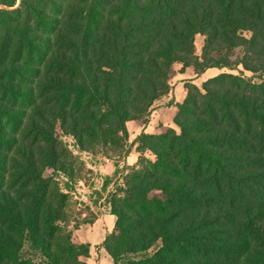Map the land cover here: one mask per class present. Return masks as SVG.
Instances as JSON below:
<instances>
[{"label": "trees", "instance_id": "obj_1", "mask_svg": "<svg viewBox=\"0 0 264 264\" xmlns=\"http://www.w3.org/2000/svg\"><path fill=\"white\" fill-rule=\"evenodd\" d=\"M18 1L0 0V146L16 145L0 148V264H84L60 135L123 157L127 123L147 124L178 66L261 81L186 86L178 130L137 139L103 247L114 264H264V0Z\"/></svg>", "mask_w": 264, "mask_h": 264}, {"label": "crops", "instance_id": "obj_2", "mask_svg": "<svg viewBox=\"0 0 264 264\" xmlns=\"http://www.w3.org/2000/svg\"><path fill=\"white\" fill-rule=\"evenodd\" d=\"M180 69L181 67L179 66L178 70ZM223 70L224 69L211 68L200 75L196 74L193 68H186L183 72H178L170 82V93L154 103L147 124L141 125L135 121L127 123V144L130 146V149L121 159H110L103 154L92 155L86 152L81 153L84 157L88 156L86 158V165L89 167V171L93 174L95 173L96 176H100V192H110L113 190L112 186H107V181H112V184L118 181V184L122 188L124 177L131 170L137 168L140 157V154L137 152V139L142 134L157 135L161 132L162 128L178 130L174 124V118L178 111L177 106L183 104L186 100V84L194 83L198 85L197 82L208 73ZM190 75H192V77ZM217 76L215 74L207 79L209 80ZM190 79L193 80L191 81ZM147 156L150 157L149 154H147ZM78 182L82 183L83 181L79 180ZM102 210L103 212L100 215L95 214L96 218L92 223H87L82 226V229L77 230L80 236L78 243H88L91 245L90 256L83 261L84 264H114L113 260L104 249L103 244L107 236L114 231L117 219L111 213L109 203L108 206L104 205Z\"/></svg>", "mask_w": 264, "mask_h": 264}, {"label": "rangeland", "instance_id": "obj_3", "mask_svg": "<svg viewBox=\"0 0 264 264\" xmlns=\"http://www.w3.org/2000/svg\"><path fill=\"white\" fill-rule=\"evenodd\" d=\"M20 1V0H19ZM18 1V2H19ZM59 2H66V0H58ZM19 6V3H18ZM17 6V7H18ZM1 8V7H0ZM49 14L52 16L58 15L57 11L54 10V7L52 4L48 5L47 8L45 9ZM45 34H51L50 30H45ZM245 37L249 38L251 35L250 33L246 32ZM204 43H205V38L198 35L195 39V46H196V55L198 57H201L203 54V48H204ZM236 54H240V51H237ZM179 69V66L176 67V74L178 72H183L185 69ZM192 70V69H191ZM192 72V71H191ZM232 73L234 75H240L244 74L245 77L247 78H253V82L258 83L261 80L257 78V76H254L252 73L245 71L243 67H239L238 70L235 71H230L227 69H224L223 71H212L208 73L205 77L200 79L197 84L195 85L194 83L186 84L187 85H194L197 86L198 88H202L203 84L208 81V77L213 76L216 74L219 75L220 73ZM190 74V73H189ZM193 75V74H192ZM192 75H190L192 77ZM194 76V75H193ZM191 81L193 79H190ZM196 80V79H195ZM205 80V81H204ZM25 108H28L27 110L31 111L29 107L25 106ZM11 133H13L12 129L9 128ZM60 140L63 145L62 148L64 150L68 151V154L66 155L65 159H68V163H66L68 166H73L74 169V180L71 178L68 179L67 176L64 174H60L58 177V182L60 184V187L62 190L66 192L68 191V194L70 196L69 199V207H68V212L72 216V220L75 221L71 225V229L73 228L74 230V236H75V242L78 243L80 240V236L74 228H79L82 229L84 225H86V222H90L96 218L95 214H101L103 212L102 208L104 205L108 206V201L110 200V197L112 194L116 193L118 189H120V185L118 184V181L115 184H112V181H107V186H112L113 190L110 192L108 191H102L100 192L99 188L101 185V180L100 176H96L95 173H91L89 171V167L86 165V157L82 155L81 153H84L80 151L77 142L74 140V138L70 135H60ZM9 143H14V141L9 140L5 143V145L0 146L3 152H10V157L16 156V145H14L13 148H7ZM19 145V144H18ZM11 146V145H9ZM10 149H13V152L10 151ZM130 149V146L126 144V151ZM91 154V153H89ZM97 154H102L101 150H98ZM96 154V155H97ZM104 155V154H103ZM152 157L151 155H149ZM122 157H119L117 155H111L110 159H121ZM153 158V157H152ZM78 177H77V176ZM76 176V177H75ZM125 178V177H124ZM82 180V183H79L78 181ZM73 181V182H71ZM113 182V183H114ZM124 183V182H123ZM78 229V230H79ZM156 249H153L150 251L149 255H152L155 252ZM26 251L29 252V249L26 248Z\"/></svg>", "mask_w": 264, "mask_h": 264}]
</instances>
